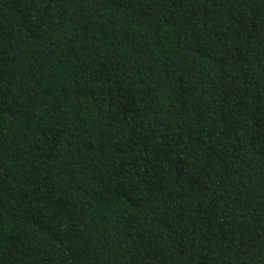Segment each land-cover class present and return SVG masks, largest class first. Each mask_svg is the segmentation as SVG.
I'll use <instances>...</instances> for the list:
<instances>
[{"label": "trees", "instance_id": "trees-1", "mask_svg": "<svg viewBox=\"0 0 264 264\" xmlns=\"http://www.w3.org/2000/svg\"><path fill=\"white\" fill-rule=\"evenodd\" d=\"M0 264H264V0H0Z\"/></svg>", "mask_w": 264, "mask_h": 264}]
</instances>
